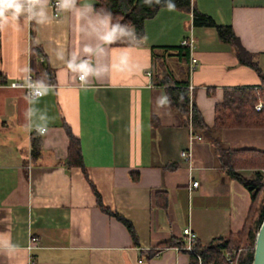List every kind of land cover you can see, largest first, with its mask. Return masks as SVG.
Returning <instances> with one entry per match:
<instances>
[{"label":"crops","instance_id":"crops-1","mask_svg":"<svg viewBox=\"0 0 264 264\" xmlns=\"http://www.w3.org/2000/svg\"><path fill=\"white\" fill-rule=\"evenodd\" d=\"M189 5L157 8L143 21L146 43L103 45V51L74 12L54 17L50 8L48 25L0 32V264H189L187 253L167 244L181 241L184 227L200 246L241 230L249 191L219 165L213 140L233 151L264 152V128L212 130L189 144L190 119L170 106L167 90L187 81L188 99L210 128L225 89L261 87L214 27L192 25L191 8L229 26L264 74V0ZM87 47L110 69L85 88L65 76L66 61L56 54L83 55ZM28 64L35 76L47 72L54 89L36 105L51 118L42 137L29 134L34 121L25 118L26 90L10 85ZM71 140L77 164L67 162ZM254 171L239 173L250 178ZM115 214L130 223L135 240Z\"/></svg>","mask_w":264,"mask_h":264},{"label":"trees","instance_id":"trees-1","mask_svg":"<svg viewBox=\"0 0 264 264\" xmlns=\"http://www.w3.org/2000/svg\"><path fill=\"white\" fill-rule=\"evenodd\" d=\"M176 7L189 10V0H173ZM165 0H161L159 5L148 7L143 0H95L94 7L97 10L105 8L113 15L114 20L121 23L131 24L136 32L143 36V21L154 15L157 8L165 6ZM191 23L194 26H212L215 28L217 37L227 42L241 65L251 68L257 73L261 80V87L254 90L249 87L228 88L223 91V97L214 107V121L210 128L201 122L197 109L193 102L188 99L187 81L176 83L167 90V100L170 106L184 116L185 120L190 119L192 132L196 135L208 138V134L224 128H264V74L258 69L251 54L246 52L239 44L229 26L216 25L210 17L191 8ZM182 56L187 58L188 49L182 47ZM34 52L38 49L34 47ZM259 101L262 104L260 110L256 111L253 105ZM213 148L219 162L227 175L240 182L250 195V203L241 230L234 234L214 237L205 245L195 243V248L199 252L202 264H250L252 258L253 241L257 228L264 215V152L256 150L233 151L226 148L220 141L213 140ZM38 151V144H33L32 156ZM78 150L71 140L67 151V162L69 164L78 163ZM242 169L255 170L250 178L242 176L239 171ZM98 206L105 212L107 209L100 204L96 195ZM109 213V212H108ZM123 225L127 228L133 240L134 231L129 222L115 214ZM169 245H181L169 242ZM243 249L241 253H236L231 257L229 263L225 254H230L237 248ZM195 264L194 258L190 255V263Z\"/></svg>","mask_w":264,"mask_h":264},{"label":"clouds","instance_id":"clouds-1","mask_svg":"<svg viewBox=\"0 0 264 264\" xmlns=\"http://www.w3.org/2000/svg\"><path fill=\"white\" fill-rule=\"evenodd\" d=\"M143 3L152 7L159 5L161 0H143ZM165 3L169 11H175L173 0H165ZM51 7L65 13L74 12L79 18L81 29L97 35L102 40L100 51L104 50L103 45L122 43L137 45L147 42V37L140 36L133 25L114 20L110 11L105 8L97 10L94 3L87 0L83 4L80 0H56L55 5H52V0H0V32L6 31L9 27L20 31L25 25L31 26L33 23L40 26L48 25L53 19L50 15ZM39 44V41H36L34 45ZM95 55L96 50L87 47L83 49V55L77 50H73L70 54L57 51L56 58L59 61H66V77L71 73L80 81L82 87L87 88L102 75H107L110 69V65H98L94 59ZM90 56L93 59H89ZM49 64L55 68L51 62ZM145 67L150 68V63ZM33 76H35L34 70L28 64L23 71L18 72L16 79L20 83L16 86L26 89L25 99L29 107L25 111V118L29 122L34 121L29 124V134L34 130L42 137L48 133L51 118L46 111H41L36 105L54 89L47 72L35 76V79Z\"/></svg>","mask_w":264,"mask_h":264},{"label":"built area","instance_id":"built-area-1","mask_svg":"<svg viewBox=\"0 0 264 264\" xmlns=\"http://www.w3.org/2000/svg\"><path fill=\"white\" fill-rule=\"evenodd\" d=\"M56 4V0H54L52 2V5H55ZM52 8V12H53V16L54 17H57L59 15V9L55 8V7H51ZM182 45H186L189 47V43L187 41H182L181 42ZM194 65H190L189 68L192 69ZM20 83V81H17V82H13L11 83L10 85L12 87H19V86H16ZM4 82L0 79V85H3ZM22 88V87H21ZM191 86L188 85V91L191 92ZM26 90V89H25ZM262 107V104L260 102H257L253 105V108L258 111L260 110V108ZM188 129H189V144L191 143L192 140L196 139H200V137L196 134H194L192 132V128H191V125L189 123L188 125ZM180 157L184 160V161H188L189 160V151L188 150H182L180 152ZM197 182L194 181L191 183V186H196ZM33 241H36V238H32V242ZM195 243H196V240H195V236L193 235V233L190 231V229L186 226L182 229V239H181V245H178L176 246L175 248L178 249V250H181L185 253H187L189 256L191 255L194 260H195V264H202V259H201V256L199 254V252L196 250L195 248ZM235 253H238L236 252H233V254ZM231 257H232V254H228L227 256H225L226 260L230 263L231 262Z\"/></svg>","mask_w":264,"mask_h":264},{"label":"water","instance_id":"water-1","mask_svg":"<svg viewBox=\"0 0 264 264\" xmlns=\"http://www.w3.org/2000/svg\"><path fill=\"white\" fill-rule=\"evenodd\" d=\"M250 264H264V215L254 237Z\"/></svg>","mask_w":264,"mask_h":264},{"label":"rangeland","instance_id":"rangeland-1","mask_svg":"<svg viewBox=\"0 0 264 264\" xmlns=\"http://www.w3.org/2000/svg\"><path fill=\"white\" fill-rule=\"evenodd\" d=\"M257 102H259V101H256V103H257ZM263 195H264V192H263ZM250 248H251L250 246H247L246 248H237V249H236V252L241 253V250H242V252H243V249L248 250V249H250ZM233 252H235V250L232 251L230 254H232V255L234 256L236 253L233 254ZM227 255H228V253L225 254V256H227Z\"/></svg>","mask_w":264,"mask_h":264}]
</instances>
